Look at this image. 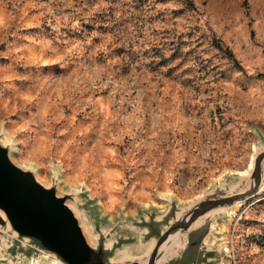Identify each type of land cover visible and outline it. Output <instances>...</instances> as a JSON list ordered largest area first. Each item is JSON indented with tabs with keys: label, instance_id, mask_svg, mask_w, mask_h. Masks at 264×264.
<instances>
[{
	"label": "rangeland",
	"instance_id": "374dc122",
	"mask_svg": "<svg viewBox=\"0 0 264 264\" xmlns=\"http://www.w3.org/2000/svg\"><path fill=\"white\" fill-rule=\"evenodd\" d=\"M0 140L91 243L142 255L149 222L234 190L264 146V0H0ZM261 168L201 264H264ZM0 264L58 263L4 241Z\"/></svg>",
	"mask_w": 264,
	"mask_h": 264
},
{
	"label": "water",
	"instance_id": "95a60500",
	"mask_svg": "<svg viewBox=\"0 0 264 264\" xmlns=\"http://www.w3.org/2000/svg\"><path fill=\"white\" fill-rule=\"evenodd\" d=\"M249 163L248 175L234 190L210 193L179 214L149 222L150 247L142 255L117 260L115 245L107 246L103 234L89 241L69 205L73 194L40 182L32 168L13 160L10 144L0 140V246L8 241L12 250L21 248L58 264H201L210 217L259 192L264 146Z\"/></svg>",
	"mask_w": 264,
	"mask_h": 264
},
{
	"label": "trees",
	"instance_id": "16d2710c",
	"mask_svg": "<svg viewBox=\"0 0 264 264\" xmlns=\"http://www.w3.org/2000/svg\"><path fill=\"white\" fill-rule=\"evenodd\" d=\"M218 47V46H217ZM220 48V47H218ZM222 51L224 52V54L226 55L227 58H230L232 60V63L233 65L236 67V68H240L239 65L235 62V60L232 58V55L231 53L226 49V48H222Z\"/></svg>",
	"mask_w": 264,
	"mask_h": 264
},
{
	"label": "bare ground",
	"instance_id": "6f19581e",
	"mask_svg": "<svg viewBox=\"0 0 264 264\" xmlns=\"http://www.w3.org/2000/svg\"><path fill=\"white\" fill-rule=\"evenodd\" d=\"M250 165V164H249Z\"/></svg>",
	"mask_w": 264,
	"mask_h": 264
}]
</instances>
